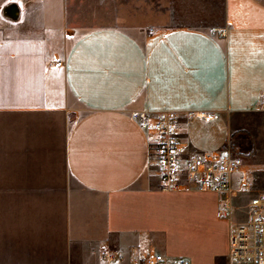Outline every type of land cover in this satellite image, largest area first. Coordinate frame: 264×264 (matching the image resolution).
<instances>
[{"label": "crops", "instance_id": "1", "mask_svg": "<svg viewBox=\"0 0 264 264\" xmlns=\"http://www.w3.org/2000/svg\"><path fill=\"white\" fill-rule=\"evenodd\" d=\"M68 6L0 0V264H106L107 248L120 264L151 253L229 264L253 194L238 193L221 218L219 193L162 190L132 113H217L182 119L184 156L236 154L238 135L264 132V0H226L216 28L140 1L77 27Z\"/></svg>", "mask_w": 264, "mask_h": 264}, {"label": "built area", "instance_id": "2", "mask_svg": "<svg viewBox=\"0 0 264 264\" xmlns=\"http://www.w3.org/2000/svg\"><path fill=\"white\" fill-rule=\"evenodd\" d=\"M227 32L222 31L226 36ZM62 66V62H58ZM133 119L150 135V156L158 165L160 188L165 191L194 189L212 191L223 196L218 217H229L232 199L240 192L253 193L247 221L236 225L229 240V264H264V190L254 192L245 160L229 149L200 151L183 155L180 139L182 119L212 123L220 119L217 113L200 111H164L157 114L133 112ZM239 176L241 188L233 189V178ZM106 264H120L119 249L103 252ZM133 264H168L161 253H151ZM176 264H190L181 259Z\"/></svg>", "mask_w": 264, "mask_h": 264}, {"label": "rangeland", "instance_id": "3", "mask_svg": "<svg viewBox=\"0 0 264 264\" xmlns=\"http://www.w3.org/2000/svg\"><path fill=\"white\" fill-rule=\"evenodd\" d=\"M138 1L153 4L161 11L167 10L169 16L184 23L216 28L225 20L226 0H69L68 24L77 27L100 26L105 21L120 17L124 11L136 10ZM236 138L242 139V150L236 155L242 157L248 165L254 185L253 191L264 190V132L245 133ZM234 148L233 145V154L238 151ZM7 200L0 198L2 216L3 205Z\"/></svg>", "mask_w": 264, "mask_h": 264}]
</instances>
